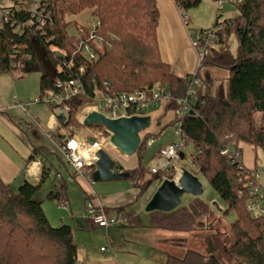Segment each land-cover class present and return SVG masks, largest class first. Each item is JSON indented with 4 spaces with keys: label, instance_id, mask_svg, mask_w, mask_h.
<instances>
[{
    "label": "trees",
    "instance_id": "16d2710c",
    "mask_svg": "<svg viewBox=\"0 0 264 264\" xmlns=\"http://www.w3.org/2000/svg\"><path fill=\"white\" fill-rule=\"evenodd\" d=\"M174 1L191 40L193 32L206 30L191 28L187 16L202 0ZM12 3L8 20L0 27V75L23 77L38 71L39 97L60 93L59 82L79 80L83 92L66 102L70 111L64 127L82 129L78 116L100 95L158 87L170 92L172 99L160 107L164 108L160 118L173 111V121L157 133H146L135 155L143 159L151 140L181 123V138L186 148L191 147L192 173L207 177L226 203L224 213L234 212L237 218L229 225L226 259L220 254V223L202 198L171 212H150L151 226L157 229L194 232L206 227L204 219L212 227L204 251L192 248L185 257L170 256L163 264H264V215L253 216L248 209L249 203L264 196V185L256 176L257 167L245 165L241 147L248 143L264 153V0H236L240 11L236 18L221 19L217 14L212 27L218 28V47L209 48L197 70L187 76L175 74L162 58L156 0H46L35 16L28 11L27 0ZM86 10L91 11L86 24L70 19ZM73 26L75 33L70 31ZM233 34L239 42L237 55L229 43ZM87 49L97 57L91 58ZM186 97L192 111L180 116L179 101ZM43 150L35 147L26 164ZM87 169L92 177L95 166ZM126 172L142 192L151 182L139 183L140 167L129 166ZM176 175L172 169L153 174V179L163 182ZM45 178L43 172L39 183L26 181L15 191L0 175V264H81L75 229L65 224L53 227L43 210L38 194ZM47 197L61 200L54 192ZM124 210L117 208V214ZM137 219L127 215L123 225Z\"/></svg>",
    "mask_w": 264,
    "mask_h": 264
},
{
    "label": "rangeland",
    "instance_id": "374dc122",
    "mask_svg": "<svg viewBox=\"0 0 264 264\" xmlns=\"http://www.w3.org/2000/svg\"><path fill=\"white\" fill-rule=\"evenodd\" d=\"M235 2L236 0H202L197 7L187 12L190 26L209 29L213 26L217 14H221V19L238 17L240 11ZM90 16L91 11L86 10L78 15H72L70 19L77 20L79 24H86ZM70 31L75 33V27H71ZM229 43L233 54L237 55L239 42L235 34L230 36ZM8 76L13 77L11 74H8ZM7 79L9 85L13 80V86L11 87L13 94L16 93L17 98H22L23 103L28 104L30 99L39 98L41 95L40 73L38 71L26 73L23 77L15 75L12 80H10V77ZM0 88L4 92L9 90V87L1 82ZM51 113L50 105L41 102L30 105L28 112L25 114L40 118V124L45 128ZM7 117L8 115L0 113V145L4 146L6 153H9L17 162L21 160L20 157L26 160L30 154L23 143V141H27L24 135L25 132H29L33 140L35 139L34 141L37 140L36 143L34 142L36 145L44 144L50 148L48 154L40 153L39 158L45 162L47 169L42 192L40 191L41 193L39 192L38 195L43 199V210L53 227L57 228L65 224L75 229L81 260L83 256L84 260L88 261L87 258L92 259L101 255H110L118 258L124 264H163L170 256L185 257L192 248L205 250L204 239L212 233L210 229L212 227H207V225H210L208 219H204L206 227L196 229L194 232H174L153 228L151 226V214L146 211V206L152 198L151 194L158 183L157 180L152 178V168L157 166V154L166 145L180 141V136L175 127H168L159 138L151 140L146 155L141 160L136 155L133 158L125 159L119 152L113 151L111 148L108 149L115 161L123 167L134 164L141 168L142 177L140 175L138 181L141 179V184L151 181L142 192V189L137 187L132 180L98 182L93 179L92 175V181L89 182L82 177L83 175L74 177L75 170L66 162L61 148L54 140L47 137L40 126L31 124L23 117V119H19L17 124L13 123V127L10 125L13 128L10 129L9 124L8 126L6 124ZM19 127L23 128V132L19 130ZM75 130L81 131L82 129ZM38 131L42 133L45 142L36 138L35 134ZM145 135L146 133H143L141 137L144 138ZM190 148L184 150L186 158L181 161V164L188 170L193 169L190 162ZM255 156L256 174L259 176L260 183L264 185V153L258 148ZM176 165H180V163L176 162ZM181 168L182 166L179 167V169ZM87 170L86 173L89 172ZM198 178L203 186V194L199 197L215 211V219L220 223L218 224L220 227L218 231L221 233L220 246L223 248L220 254L228 259L230 256L227 255V252L231 246V240L227 237L230 233L229 225L236 220L237 216L234 212L224 213L226 203L212 187L207 177L199 175ZM55 182L60 185L62 195L70 203L68 209H63L60 206V199L47 197L52 189L55 190ZM11 187L15 191L18 190L17 183H13V181ZM195 198L191 194H184L181 198V206L189 207ZM121 204H128L126 210L131 215L138 217L136 223L126 225L114 223L108 228H92L91 218L96 206L105 207L109 217L113 219L117 216V208ZM101 248L105 250L102 251ZM81 264L86 263L81 261ZM230 264H233V262H230Z\"/></svg>",
    "mask_w": 264,
    "mask_h": 264
},
{
    "label": "built area",
    "instance_id": "2783aa9c",
    "mask_svg": "<svg viewBox=\"0 0 264 264\" xmlns=\"http://www.w3.org/2000/svg\"><path fill=\"white\" fill-rule=\"evenodd\" d=\"M8 3V4H7ZM46 0H27L28 11L35 16L38 10L45 6ZM13 7L12 0H0V27H3L5 20H8V15ZM33 24L32 21L29 22ZM217 30L216 27H211L204 31L198 30L193 32L192 42L198 52V66L201 64L202 59L209 53V48L218 47L217 45ZM87 54L91 55V58L97 56L87 49ZM84 71V68H81ZM61 89L60 93H48L43 97L30 99L29 103H23L20 100L15 102V106L22 109L25 113L28 112L30 105L35 103H46L53 107L49 121L44 128L41 126L37 119H33V123L40 126L46 133V135L57 142L64 155L66 162L73 167L77 175H84L88 167H93L99 160V152L101 150L107 151L112 147L110 139L112 133L105 127L99 126H86L84 120L88 113L99 112L111 119H120L125 117H143L149 115L155 108H160L162 105L172 99L170 92L162 88L152 89L150 92L138 90L134 93H120L117 95H100L95 102L91 105L84 107L81 114L78 116L79 122L83 124L81 131H77L73 128H66L62 124L61 115L65 116V120L68 117L70 108L66 102L83 92L82 84L79 80H70L65 84L58 83ZM194 92H190L193 94ZM180 109L178 114L185 116L190 111L191 99L186 97L179 101ZM177 133L180 136L178 143H172L163 147L158 156L157 166L152 168V173L156 174L161 171L169 172L172 169L177 171V175L174 180H178L182 174V169H179L176 162H180L186 158L184 150L186 148L184 140L181 138V123H178L175 127ZM60 134V138H54V135ZM59 139H62L59 141ZM184 153V158L181 154ZM225 154L228 150L224 151ZM236 157H240V153H236ZM30 170L33 171V175H38L42 172V165L40 162L35 161L31 164ZM257 178L259 176L256 174ZM68 201L61 199V207L68 208ZM248 209L253 216L262 214L264 215V196L260 199H256L254 202L248 204ZM126 214H117L115 218H110L108 213L101 209L95 213L92 217V223L96 227L108 228L111 224L126 223ZM102 250H105L104 248Z\"/></svg>",
    "mask_w": 264,
    "mask_h": 264
},
{
    "label": "crops",
    "instance_id": "0c3cea01",
    "mask_svg": "<svg viewBox=\"0 0 264 264\" xmlns=\"http://www.w3.org/2000/svg\"><path fill=\"white\" fill-rule=\"evenodd\" d=\"M156 1L158 3L159 9H160L158 40H159V45H160V50H161L163 60L165 62H167L168 64H170L173 71L175 72V74H177L179 76H187L189 74L194 73L198 67V53L192 44L191 33L189 30V27L185 23L182 11L178 8V6L176 5L174 0H156ZM200 27H202V26H200ZM191 28H194V27H191ZM195 29H200V28H195ZM201 29H203V28H201ZM6 75L7 76H0V82L5 83L7 85V87H9V90H7L5 92L3 91L2 88H0V113L8 115V117L6 119L8 121L5 120L7 126L9 124V128L13 129L12 128L13 123L17 124L19 122V119H23V117H24V120L30 122L31 124L33 123V119H37L40 122L41 121L40 118H38V117L34 118L31 116H27L28 114L26 115L22 109L15 106V102L17 100H20L22 102H24V100L22 98H20V99L17 98L18 95L16 93L13 94V91H12L13 89H11V87L13 86V80L12 79L14 76L11 77V76H8V74H6ZM9 77L11 78L10 80H12V83H10V85L7 83L8 82L7 78H9ZM163 114H164V108H158V109L152 111L151 113H149V115H146V116L151 117V125L147 130L142 132L141 135H143V133L145 134V133H149V132L157 133L158 130L162 126L173 121V119L175 117V114L173 111H169L163 118H160L161 115H163ZM17 117H21V118H17ZM49 118H50V116L48 117L46 125L49 121ZM10 125H12V127ZM100 127H103V126H100ZM21 128L22 127H19V130L21 132H23V128L22 129ZM24 135H25L26 140H27L26 142H28L29 144H27L25 141H23V139H21V140L23 141L24 146L27 147L28 152L30 153L29 156L31 154H33L35 147H41V149H44L43 152H39L36 155L35 161L40 162L42 165V172L39 173L37 176L33 175V171L30 170L31 164L35 161H32L31 163H29L27 165L26 164L27 159L24 160V158L20 157L21 160H19V162H17L14 158H12V156L9 153H6V149L4 148V146L0 145V175H1V177L5 183H7L11 186V183L13 181V183H17L18 188L26 181H29V182L34 183V184L40 182L41 177L43 175V172H46V169H47L45 162L39 158L40 153L48 154L50 152V148L48 146H46L44 144H42V145L37 144L36 145L35 143L37 140L34 141L35 139L33 140V137L30 136L29 132H25ZM56 135H58V137L60 138V134H56ZM35 136L38 140H41L42 142L44 141L43 140L44 138H43L41 132L38 131L35 134ZM160 136H158L157 138H159ZM3 140L5 141V138H3ZM60 141L62 143L63 140L60 139ZM55 143L58 144L57 142H55ZM170 144H172V143H170ZM58 146H59V144H58ZM241 147L243 148L245 165L249 169H255L256 168V156L255 155H256L257 148L251 144H248V143H242ZM12 149H13V147H12ZM111 150L114 151L115 149L113 147H111ZM160 150H159V152H160ZM107 152L109 153V150H107ZM159 152L157 154V161H158ZM134 155H132L130 157H125L123 155L122 156L125 159H127V158L129 159V158H133ZM23 161H25L24 164H23ZM179 163H180V165H177L178 168L181 166H182L181 169L186 168L184 165L181 164V161ZM130 166H135V165L131 164ZM121 167H123V165L119 164L120 171L126 172V169L129 166L128 167L126 166L123 168H121ZM189 171H191V170H189ZM73 175H74V177L78 176L76 174V171ZM82 177H84L89 182L92 181V177L89 174V172H87V174L84 173V175ZM141 177H142V175H141ZM120 180H130V179L126 178V179H120ZM120 180H110V181H120ZM98 182H105V181H98ZM157 182H158L157 183V187H158L159 184L162 182H160V181H157ZM139 183H141V179H140ZM54 185H55L54 186L55 190L52 189L51 192H54L56 195H59L61 199H66L61 193L60 185L56 182ZM157 187L152 192L151 197H152L153 193L155 192V190L157 189ZM42 188H43V186H42ZM42 188H41V192H42ZM42 195H43V193H42ZM38 197L41 199L40 195H38ZM42 201H43V199H42ZM127 205L121 204L120 207H126V209H127ZM69 206H70V203L68 205V208H69ZM145 206H146V203H145ZM68 208H66V209H68ZM98 209H103L108 213V211L106 210L105 207L96 206L94 211H93V215L98 211ZM123 214L131 215L127 210H124ZM93 215H92V217H93ZM91 226H92V228L96 227L92 223V218H91ZM102 249L103 248H101V250ZM102 251H104V250H102ZM87 259H88V261L84 260V256H83V259L82 260L80 259V260L86 264H124L118 258H114L110 255H101L98 258H92V259L87 258Z\"/></svg>",
    "mask_w": 264,
    "mask_h": 264
},
{
    "label": "water",
    "instance_id": "95a60500",
    "mask_svg": "<svg viewBox=\"0 0 264 264\" xmlns=\"http://www.w3.org/2000/svg\"><path fill=\"white\" fill-rule=\"evenodd\" d=\"M192 113V112H191ZM61 120L65 116L61 115ZM86 126H103L112 133L110 143L112 147L125 157L134 155L142 141L141 133L151 125V117H125L111 119L99 112H90L84 120ZM99 160L95 165L93 179L95 181L120 180L130 177V173L120 171L119 164L105 150L98 154ZM184 158V153L181 154ZM123 168V167H121ZM184 194L199 197L203 194V186L199 178L186 168L182 169L180 178L165 180L159 184L152 198L146 206L147 212H171L181 206Z\"/></svg>",
    "mask_w": 264,
    "mask_h": 264
}]
</instances>
